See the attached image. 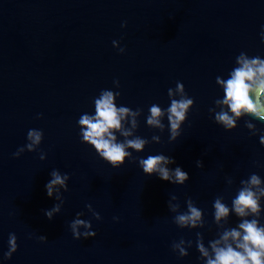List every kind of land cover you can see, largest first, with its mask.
I'll return each mask as SVG.
<instances>
[{
    "label": "water",
    "instance_id": "1",
    "mask_svg": "<svg viewBox=\"0 0 264 264\" xmlns=\"http://www.w3.org/2000/svg\"><path fill=\"white\" fill-rule=\"evenodd\" d=\"M262 24L264 0H0V258L8 234L19 238L3 264H201L196 233L206 243L216 235L214 198L230 203L241 179L252 172L264 177V144L245 125L251 117L228 131L209 112L222 96L215 77L227 76L236 55L264 56ZM117 78L118 103L143 109L133 134L161 136L134 156H173L190 173L186 184L146 175L133 160L114 168L81 142L78 117L94 111L101 89L117 90ZM178 80L195 104L181 136L170 141L167 129L147 125L146 115L150 104L170 103L167 90ZM253 122L264 128V121ZM29 128L43 129L46 159L39 150L12 155ZM53 168L71 178L62 210L50 220L43 210L55 201L44 185ZM171 193L181 209L190 196L204 210L203 228L174 223ZM78 211L91 219L96 237L73 236L69 221ZM237 220L233 215L229 223ZM181 237L193 241L186 257L171 247Z\"/></svg>",
    "mask_w": 264,
    "mask_h": 264
},
{
    "label": "clouds",
    "instance_id": "2",
    "mask_svg": "<svg viewBox=\"0 0 264 264\" xmlns=\"http://www.w3.org/2000/svg\"><path fill=\"white\" fill-rule=\"evenodd\" d=\"M121 26L126 27L127 21H122ZM260 28V39L264 41V24ZM112 44L120 53L126 51V47L121 46L118 40L114 39ZM215 80L222 89V96L214 101L218 110L216 107H209L212 119L225 130L232 131L239 126L241 119L251 117L245 119V125L253 135H258L259 142L264 144V128H258L253 122L264 121V56L259 54L250 56L242 50L236 55L235 64L227 76L217 75ZM113 83L117 90L101 89L99 95L93 97L94 111L83 112L78 117L81 142L92 146L99 157L114 168H120L129 160H133L146 175H156L174 185L186 184L190 180V173L177 164L173 156L164 152L134 156V152H144L150 142H161V136L153 134L149 140L133 134V130L138 128L137 117L143 109L139 107L133 109L118 103L121 96L118 90L120 81L117 78ZM167 92L170 103L166 107L159 103L150 104L146 123L161 131L167 129L168 139L175 141L182 134L195 99L187 93L184 83L179 80L176 81L175 87H169ZM37 115L42 117L43 113ZM129 120L131 127L128 126ZM26 138V144L19 146L12 155L19 157L26 150H39L40 159H46L47 154L39 148L44 139L43 129L29 128ZM196 165L203 168V160L197 159ZM49 177L44 187L47 196L53 198L55 203L43 211L51 220L62 210L65 202L64 193L69 191L71 177L68 172H62L59 168L51 169ZM226 182L230 185L233 178L227 176ZM239 183L240 187L231 197L230 203L221 196H216L212 202V215L217 226L214 238L206 243L203 233H196L195 245L200 254L201 264H264V177L252 172ZM174 201L177 203H173ZM178 201L179 197L175 193H171L167 200L169 210L174 213L172 217L174 223L181 228H203L206 224L204 210L197 206L192 197L186 198V209H181ZM86 208L97 220L102 219L100 212L93 208L91 203L86 204ZM233 215L238 217L235 226L229 223ZM84 217L85 213L78 211L69 221L73 236L77 239L96 237L97 232L91 219ZM113 219L119 220V217ZM32 235L29 233V237ZM37 238L41 241L47 240V236L43 234ZM18 239L15 232L8 234V247L0 258V264L10 260L18 250ZM192 245L193 241L181 237L178 241H173L171 247L179 257H186Z\"/></svg>",
    "mask_w": 264,
    "mask_h": 264
}]
</instances>
